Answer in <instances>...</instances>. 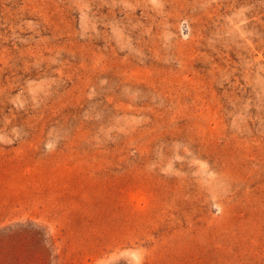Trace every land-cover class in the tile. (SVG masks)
Listing matches in <instances>:
<instances>
[{
  "label": "rangeland",
  "instance_id": "rangeland-1",
  "mask_svg": "<svg viewBox=\"0 0 264 264\" xmlns=\"http://www.w3.org/2000/svg\"><path fill=\"white\" fill-rule=\"evenodd\" d=\"M0 264H264V0H0Z\"/></svg>",
  "mask_w": 264,
  "mask_h": 264
}]
</instances>
